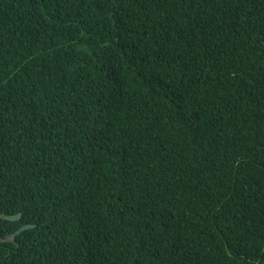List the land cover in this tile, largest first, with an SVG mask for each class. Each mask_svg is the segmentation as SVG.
<instances>
[{"label": "trees", "instance_id": "1", "mask_svg": "<svg viewBox=\"0 0 264 264\" xmlns=\"http://www.w3.org/2000/svg\"><path fill=\"white\" fill-rule=\"evenodd\" d=\"M5 208L0 264H264V0H0Z\"/></svg>", "mask_w": 264, "mask_h": 264}, {"label": "clouds", "instance_id": "2", "mask_svg": "<svg viewBox=\"0 0 264 264\" xmlns=\"http://www.w3.org/2000/svg\"><path fill=\"white\" fill-rule=\"evenodd\" d=\"M19 138H23L25 134H29L30 132L27 131H14ZM52 133L57 137V141L51 144H42L40 145V149L44 154V160L52 165H57V162L63 159L72 158L75 153H78L82 147L75 142L72 141L70 137L69 129L60 123H57L55 127L52 129ZM11 150V147H8L6 145H1V152L5 156L7 153H9ZM15 153V151L13 152ZM26 208H20L15 209L13 211H8L6 208L4 210H0V213L4 216L0 219H21L23 216V213L25 212ZM51 211H47L43 213L41 216L46 215L50 213ZM81 233L83 230L80 231ZM9 238V240H5ZM0 239L3 241H10L12 236ZM56 242V241H55Z\"/></svg>", "mask_w": 264, "mask_h": 264}, {"label": "water", "instance_id": "3", "mask_svg": "<svg viewBox=\"0 0 264 264\" xmlns=\"http://www.w3.org/2000/svg\"><path fill=\"white\" fill-rule=\"evenodd\" d=\"M4 216L0 213V218H3ZM3 240V239H2ZM0 240V241H2ZM5 240H9V238L5 239Z\"/></svg>", "mask_w": 264, "mask_h": 264}]
</instances>
